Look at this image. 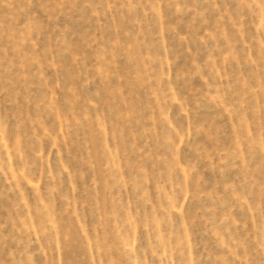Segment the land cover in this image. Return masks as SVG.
Wrapping results in <instances>:
<instances>
[{
	"label": "rangeland",
	"instance_id": "obj_1",
	"mask_svg": "<svg viewBox=\"0 0 264 264\" xmlns=\"http://www.w3.org/2000/svg\"><path fill=\"white\" fill-rule=\"evenodd\" d=\"M0 264H264V0H0Z\"/></svg>",
	"mask_w": 264,
	"mask_h": 264
}]
</instances>
